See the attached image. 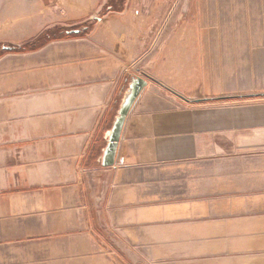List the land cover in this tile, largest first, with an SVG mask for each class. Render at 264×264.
I'll list each match as a JSON object with an SVG mask.
<instances>
[{"label": "crops", "instance_id": "obj_1", "mask_svg": "<svg viewBox=\"0 0 264 264\" xmlns=\"http://www.w3.org/2000/svg\"><path fill=\"white\" fill-rule=\"evenodd\" d=\"M55 1L54 26L90 31L0 56V264H264V97L227 99L264 94V10L245 11L262 34L240 56L177 79L138 70L141 0L94 17L99 0ZM25 22L1 49L43 31ZM139 75L149 84L104 167Z\"/></svg>", "mask_w": 264, "mask_h": 264}, {"label": "rangeland", "instance_id": "obj_2", "mask_svg": "<svg viewBox=\"0 0 264 264\" xmlns=\"http://www.w3.org/2000/svg\"><path fill=\"white\" fill-rule=\"evenodd\" d=\"M92 4L94 17L110 11L111 4L121 9L124 0H99ZM57 5L55 0H0V49L2 40L19 37L18 29L24 27L25 21H34L30 28L43 29L41 33L55 27L51 14L61 10ZM135 8L143 16L141 27L149 32L141 31L146 45L138 61L140 73H151L154 68L161 76L175 75L178 79L180 73L198 67L196 59L240 56L244 35L262 34L260 18H252L251 28H245L243 21L245 11L254 15L264 10V0H141ZM151 15L157 17L152 34ZM150 61H155L154 67ZM234 85V90L242 89L238 79Z\"/></svg>", "mask_w": 264, "mask_h": 264}, {"label": "water", "instance_id": "obj_3", "mask_svg": "<svg viewBox=\"0 0 264 264\" xmlns=\"http://www.w3.org/2000/svg\"><path fill=\"white\" fill-rule=\"evenodd\" d=\"M69 33H80L81 29H73ZM3 49L12 50L13 46L3 45ZM149 79L146 76H133L124 92L121 104L113 121V125L107 132V144L103 150L101 164L104 167L112 166L116 162L118 148L122 137L127 117L143 90L148 86Z\"/></svg>", "mask_w": 264, "mask_h": 264}, {"label": "trees", "instance_id": "obj_4", "mask_svg": "<svg viewBox=\"0 0 264 264\" xmlns=\"http://www.w3.org/2000/svg\"><path fill=\"white\" fill-rule=\"evenodd\" d=\"M93 22L94 21H88L85 23V26H83L84 24L75 26V27H62V26H55L52 28H48L46 29L44 32H42L39 36L32 38L30 40H27L21 44L18 45H12L13 46V51L16 52H33L36 50L41 49L42 47H44L46 44H48L49 42L53 41V40H57V39H61L63 37L66 36H75L76 34H71V33H67L69 30H73V29H80L81 27H85V32H89L91 27L93 26ZM84 34L83 32H81L80 34H77V36ZM9 45V44H6ZM2 46V45H1ZM9 50L6 49H1L0 50V56H2L4 53L8 52ZM264 94H258V95H252V96H248V97H227L228 100H239L242 98H263Z\"/></svg>", "mask_w": 264, "mask_h": 264}, {"label": "flooded vegetation", "instance_id": "obj_5", "mask_svg": "<svg viewBox=\"0 0 264 264\" xmlns=\"http://www.w3.org/2000/svg\"><path fill=\"white\" fill-rule=\"evenodd\" d=\"M4 45H6V44H4Z\"/></svg>", "mask_w": 264, "mask_h": 264}]
</instances>
